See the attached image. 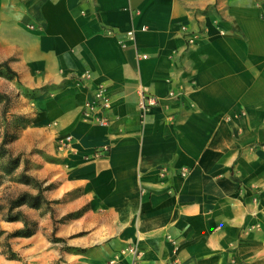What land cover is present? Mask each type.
I'll use <instances>...</instances> for the list:
<instances>
[{
  "label": "crops",
  "instance_id": "obj_1",
  "mask_svg": "<svg viewBox=\"0 0 264 264\" xmlns=\"http://www.w3.org/2000/svg\"><path fill=\"white\" fill-rule=\"evenodd\" d=\"M0 94V264H264V0H0Z\"/></svg>",
  "mask_w": 264,
  "mask_h": 264
},
{
  "label": "built area",
  "instance_id": "obj_2",
  "mask_svg": "<svg viewBox=\"0 0 264 264\" xmlns=\"http://www.w3.org/2000/svg\"><path fill=\"white\" fill-rule=\"evenodd\" d=\"M126 36L128 40L133 38V31H126ZM186 47L195 43V35L188 34L185 39ZM122 46H126L125 42H122ZM140 57L146 58V54H141ZM158 104L157 98L148 93L147 91H142L140 93L137 105L139 107L140 113L144 116L145 112ZM110 108V97L106 93V89L103 86H97L93 91L91 98L86 99L81 110V115L88 119L89 121L96 123L101 126H105L109 122L108 110ZM70 139V137H67ZM106 152L103 148H98L94 151L95 155H102Z\"/></svg>",
  "mask_w": 264,
  "mask_h": 264
},
{
  "label": "rangeland",
  "instance_id": "obj_3",
  "mask_svg": "<svg viewBox=\"0 0 264 264\" xmlns=\"http://www.w3.org/2000/svg\"><path fill=\"white\" fill-rule=\"evenodd\" d=\"M0 98H1V94H0ZM5 111H6V107L2 106V108H0V211L3 210L5 204L8 203V201L11 198H14L19 192L17 188L10 187V185L16 181V176L14 175V172H15L14 166H15L16 160L19 159L20 161V153L18 151H12L7 144V138L3 136L2 120L4 119ZM9 187L10 189H8ZM29 203L32 204L31 200ZM47 208H50V207L47 206ZM8 214L10 216L16 214V208H13L11 212H8V210L6 211V214L4 215V218L6 220H9ZM54 224H55V220L53 221V225ZM27 225H28V230L26 231L28 232L30 231L31 233L32 232L31 230L33 227L32 222L27 220ZM5 244H6V241L1 240L0 246H5ZM59 248L64 249L65 246H60ZM59 261L60 262L62 261V256H59Z\"/></svg>",
  "mask_w": 264,
  "mask_h": 264
},
{
  "label": "trees",
  "instance_id": "obj_4",
  "mask_svg": "<svg viewBox=\"0 0 264 264\" xmlns=\"http://www.w3.org/2000/svg\"><path fill=\"white\" fill-rule=\"evenodd\" d=\"M19 159L16 160L15 162V168L18 165ZM20 180L26 182V183H30L32 184L34 187H36L38 189L37 193L35 195H31L28 192H20L19 194H17L14 198H11L8 201V212H11V210L17 206H19L20 204H22L24 201L26 200H31L32 205H36L41 199H42V186H41V182L37 179H35L32 176L27 175L26 173H21L20 175ZM50 202V201H47ZM8 218L11 220L14 219H21L24 222V227H25V223H26V218L23 214H21L20 212L17 211L16 214L10 216L8 214ZM19 234H23L22 230L16 231L11 233L10 235H19Z\"/></svg>",
  "mask_w": 264,
  "mask_h": 264
}]
</instances>
